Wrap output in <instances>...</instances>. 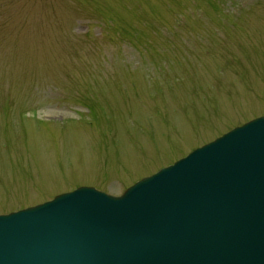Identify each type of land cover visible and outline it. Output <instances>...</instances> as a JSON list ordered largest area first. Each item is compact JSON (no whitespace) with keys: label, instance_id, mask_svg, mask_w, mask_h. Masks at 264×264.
Returning a JSON list of instances; mask_svg holds the SVG:
<instances>
[{"label":"rangeland","instance_id":"obj_1","mask_svg":"<svg viewBox=\"0 0 264 264\" xmlns=\"http://www.w3.org/2000/svg\"><path fill=\"white\" fill-rule=\"evenodd\" d=\"M260 114L264 0H0V212L117 194Z\"/></svg>","mask_w":264,"mask_h":264},{"label":"water","instance_id":"obj_2","mask_svg":"<svg viewBox=\"0 0 264 264\" xmlns=\"http://www.w3.org/2000/svg\"><path fill=\"white\" fill-rule=\"evenodd\" d=\"M0 264H264V117L119 198L79 188L0 215Z\"/></svg>","mask_w":264,"mask_h":264},{"label":"bare ground","instance_id":"obj_3","mask_svg":"<svg viewBox=\"0 0 264 264\" xmlns=\"http://www.w3.org/2000/svg\"><path fill=\"white\" fill-rule=\"evenodd\" d=\"M255 134H256V135H259L258 133H255ZM260 155H261L260 152L257 153V151H255L254 156H255L256 158L259 159V158H260ZM250 159L253 160V157L250 156Z\"/></svg>","mask_w":264,"mask_h":264}]
</instances>
